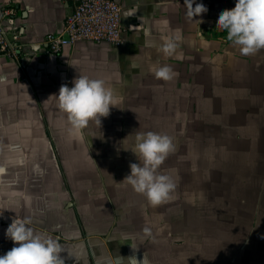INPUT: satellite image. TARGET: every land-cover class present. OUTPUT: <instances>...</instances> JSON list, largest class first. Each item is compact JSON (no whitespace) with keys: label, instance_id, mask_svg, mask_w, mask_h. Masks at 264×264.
<instances>
[{"label":"crops","instance_id":"1","mask_svg":"<svg viewBox=\"0 0 264 264\" xmlns=\"http://www.w3.org/2000/svg\"><path fill=\"white\" fill-rule=\"evenodd\" d=\"M78 1L0 0V16L16 11L4 25L26 45L23 59L0 55V256L16 246L5 232L18 216L64 246L65 264H213V236L226 231L213 221L235 205L227 179L247 165L264 170V50L242 55L216 28L236 0H196L208 9L193 18L200 24L184 0H114L122 45L79 42L56 56L33 46ZM176 36L166 56L160 45ZM163 65L173 80L155 77ZM79 75L113 91L100 128H75L59 108L60 87ZM148 131L175 145L160 172L176 188L158 206L123 181L139 163L135 135Z\"/></svg>","mask_w":264,"mask_h":264},{"label":"clouds","instance_id":"2","mask_svg":"<svg viewBox=\"0 0 264 264\" xmlns=\"http://www.w3.org/2000/svg\"><path fill=\"white\" fill-rule=\"evenodd\" d=\"M184 6L188 20L203 23L202 19H193L208 11L203 3L184 0ZM216 28L226 30L227 40L238 46L242 55H255L264 50V0H236L234 8L219 14ZM180 39L176 36L160 45V49L166 56H172ZM153 71L155 77L163 81H171L176 75L169 65ZM72 83L71 88L67 85L60 87L59 108L75 128L87 127L90 121L100 128L101 117L109 116L110 107H116L113 91L104 80L87 75H79ZM131 151L139 163L129 165L130 174L123 181L152 206L167 202L176 184L170 175L161 174L160 166L175 151L173 138L152 131L137 132ZM31 223L30 217L16 216L9 224L5 236L16 246L0 256V264H65L61 255L65 252L64 246L51 235L35 231Z\"/></svg>","mask_w":264,"mask_h":264},{"label":"rangeland","instance_id":"3","mask_svg":"<svg viewBox=\"0 0 264 264\" xmlns=\"http://www.w3.org/2000/svg\"><path fill=\"white\" fill-rule=\"evenodd\" d=\"M249 161L254 162V157ZM231 181L236 182L229 187L235 205H229L220 221H213L226 231L213 236L220 248L213 252L212 263L264 264V170L256 172L247 165L227 179Z\"/></svg>","mask_w":264,"mask_h":264},{"label":"built area","instance_id":"4","mask_svg":"<svg viewBox=\"0 0 264 264\" xmlns=\"http://www.w3.org/2000/svg\"><path fill=\"white\" fill-rule=\"evenodd\" d=\"M15 14V9L7 6L0 16V55L19 60L23 59L26 46L22 33L5 26L2 21L3 18L11 20ZM123 31L122 7L119 3L114 0H79L67 15L62 29L49 33L42 43L33 46H42L55 56L79 42L120 46L124 42Z\"/></svg>","mask_w":264,"mask_h":264}]
</instances>
